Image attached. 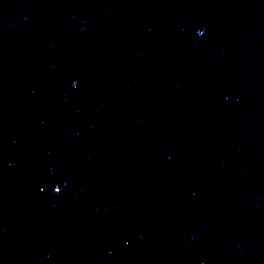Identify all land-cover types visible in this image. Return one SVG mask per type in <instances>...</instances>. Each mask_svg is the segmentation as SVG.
Returning <instances> with one entry per match:
<instances>
[{
    "label": "water",
    "instance_id": "1",
    "mask_svg": "<svg viewBox=\"0 0 264 264\" xmlns=\"http://www.w3.org/2000/svg\"><path fill=\"white\" fill-rule=\"evenodd\" d=\"M0 264H264V0H47Z\"/></svg>",
    "mask_w": 264,
    "mask_h": 264
},
{
    "label": "snow or ice",
    "instance_id": "2",
    "mask_svg": "<svg viewBox=\"0 0 264 264\" xmlns=\"http://www.w3.org/2000/svg\"><path fill=\"white\" fill-rule=\"evenodd\" d=\"M60 189L58 188L57 191H59Z\"/></svg>",
    "mask_w": 264,
    "mask_h": 264
},
{
    "label": "clouds",
    "instance_id": "3",
    "mask_svg": "<svg viewBox=\"0 0 264 264\" xmlns=\"http://www.w3.org/2000/svg\"><path fill=\"white\" fill-rule=\"evenodd\" d=\"M73 83H75V82H73Z\"/></svg>",
    "mask_w": 264,
    "mask_h": 264
}]
</instances>
